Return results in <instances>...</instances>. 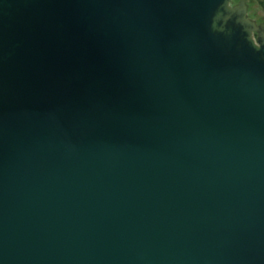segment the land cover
Masks as SVG:
<instances>
[{
  "label": "water",
  "instance_id": "95a60500",
  "mask_svg": "<svg viewBox=\"0 0 264 264\" xmlns=\"http://www.w3.org/2000/svg\"><path fill=\"white\" fill-rule=\"evenodd\" d=\"M236 10L0 0V264H264V27Z\"/></svg>",
  "mask_w": 264,
  "mask_h": 264
},
{
  "label": "clouds",
  "instance_id": "9594fccd",
  "mask_svg": "<svg viewBox=\"0 0 264 264\" xmlns=\"http://www.w3.org/2000/svg\"><path fill=\"white\" fill-rule=\"evenodd\" d=\"M240 4V0H226V9L231 13V12H236L237 10V5ZM228 19H230V16L225 15L224 16V20L227 21ZM251 19V16L249 15L247 18H245V15L243 14V17L241 19H239V23H241L242 25H252L251 23H249V20ZM215 27V25H213ZM254 26V25H253ZM246 30L249 31V39L251 40L252 44L257 48H261V42H260V36L259 39L256 40L255 39V33H254V27L251 29H248L246 27Z\"/></svg>",
  "mask_w": 264,
  "mask_h": 264
},
{
  "label": "flooded vegetation",
  "instance_id": "af4514ba",
  "mask_svg": "<svg viewBox=\"0 0 264 264\" xmlns=\"http://www.w3.org/2000/svg\"><path fill=\"white\" fill-rule=\"evenodd\" d=\"M246 3V13L247 17L250 15L251 19L256 27H264V18H260L258 15V10H256L254 7L259 6L260 8L264 9V0H245ZM256 4L254 7H252L253 4Z\"/></svg>",
  "mask_w": 264,
  "mask_h": 264
},
{
  "label": "rangeland",
  "instance_id": "374dc122",
  "mask_svg": "<svg viewBox=\"0 0 264 264\" xmlns=\"http://www.w3.org/2000/svg\"><path fill=\"white\" fill-rule=\"evenodd\" d=\"M256 4L254 3L252 7H254ZM256 10H258V15L260 18H264V9L260 8L258 5L254 7Z\"/></svg>",
  "mask_w": 264,
  "mask_h": 264
}]
</instances>
